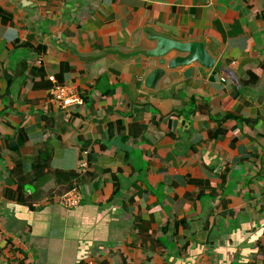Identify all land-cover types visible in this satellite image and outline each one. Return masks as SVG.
Returning a JSON list of instances; mask_svg holds the SVG:
<instances>
[{"label": "crops", "instance_id": "1", "mask_svg": "<svg viewBox=\"0 0 264 264\" xmlns=\"http://www.w3.org/2000/svg\"><path fill=\"white\" fill-rule=\"evenodd\" d=\"M0 263L264 264V0H0Z\"/></svg>", "mask_w": 264, "mask_h": 264}, {"label": "water", "instance_id": "2", "mask_svg": "<svg viewBox=\"0 0 264 264\" xmlns=\"http://www.w3.org/2000/svg\"><path fill=\"white\" fill-rule=\"evenodd\" d=\"M149 38L156 42V47L145 51V54L150 58L158 59L160 65H167L169 69L186 66L193 62L211 69L216 61L208 51L205 42L196 40L182 42L160 34L149 36ZM171 52H175L176 55L171 60L166 61L165 57ZM153 74H164V71L156 68Z\"/></svg>", "mask_w": 264, "mask_h": 264}, {"label": "built area", "instance_id": "3", "mask_svg": "<svg viewBox=\"0 0 264 264\" xmlns=\"http://www.w3.org/2000/svg\"><path fill=\"white\" fill-rule=\"evenodd\" d=\"M49 88L50 99L62 108H67L74 104H83V98L72 85L59 82L55 76H50ZM87 163L81 164V172L85 171ZM52 198L66 208H75L80 205L83 194L78 186L61 194H54Z\"/></svg>", "mask_w": 264, "mask_h": 264}, {"label": "trees", "instance_id": "4", "mask_svg": "<svg viewBox=\"0 0 264 264\" xmlns=\"http://www.w3.org/2000/svg\"><path fill=\"white\" fill-rule=\"evenodd\" d=\"M220 132H223V130L220 129L215 135L219 134ZM48 160H49L48 155L42 156L40 158L39 163L36 165V167H40V168L43 167L44 165L47 164ZM55 175L58 177V179L61 182H64V184H67L65 190L62 191V192H66V191L71 190L73 187L78 186L81 173H66L63 171H57Z\"/></svg>", "mask_w": 264, "mask_h": 264}]
</instances>
